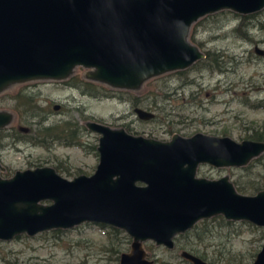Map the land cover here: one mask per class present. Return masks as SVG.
Here are the masks:
<instances>
[{"label": "water", "instance_id": "obj_1", "mask_svg": "<svg viewBox=\"0 0 264 264\" xmlns=\"http://www.w3.org/2000/svg\"><path fill=\"white\" fill-rule=\"evenodd\" d=\"M263 8L264 0H0V93L15 83L63 81L78 66L88 70L89 81L136 91L151 78L204 58L188 40L198 19ZM133 112L139 120L154 118L139 107ZM13 117L0 110V129ZM84 126L98 136V162L90 175L65 179L50 166L0 175L1 241L90 223L130 238V250L119 254L118 264H153L142 243L171 250L176 235L212 216L264 229V189L247 195L227 175L196 176L202 164L245 166L264 153L263 141L199 132L161 141L94 120ZM178 255L190 264H209L184 249ZM248 264H264V241Z\"/></svg>", "mask_w": 264, "mask_h": 264}, {"label": "rangeland", "instance_id": "obj_2", "mask_svg": "<svg viewBox=\"0 0 264 264\" xmlns=\"http://www.w3.org/2000/svg\"><path fill=\"white\" fill-rule=\"evenodd\" d=\"M225 12L209 14L197 22L191 30L193 44L197 43L199 46L195 45L201 51L215 54L216 58L221 55L225 65L234 64L240 73L209 70L203 67V59L184 70L151 78L136 91H126L89 81L85 78L88 70L78 66L63 81L34 80L6 87L0 93V110H10L14 117L4 128L6 138L0 142V175L8 178L17 170L41 166L57 167L58 174L65 179L79 174L90 175L98 156L86 144L97 146L98 136L85 129L87 120L99 121L111 128L122 127L133 135L161 141L169 140L173 134L189 137L197 132L228 136L238 142L247 139L244 136L264 126V108L258 105L264 104V56L255 53V49L264 52V8L255 17L243 21L246 38L239 37L234 31L239 21L231 19ZM74 78L89 86L86 89L75 86ZM227 86L228 91H224ZM23 88L39 105L38 117L29 113L17 114L9 107L8 97ZM151 97L155 98L156 104L149 106L147 101ZM134 99L136 105L132 103ZM54 104L59 105L56 111L52 109ZM134 107L153 112L154 118L137 119ZM40 118V125L44 126L69 119L77 122L85 129L80 137L82 146L54 143L44 147L29 142L17 127L34 129ZM253 171L264 174V158L254 162ZM242 172L237 168H213L202 164L197 167L196 176L216 179L227 175L231 181ZM247 224L250 223L239 226L241 232L238 235L222 237L221 231L219 236L215 234L200 247H205L218 260L217 264L226 263L229 253L244 256L256 253L264 241L259 239L264 235V229ZM107 233V227L89 223L56 236L39 233L27 237L21 234L8 241L0 240V264H118L114 254L109 256L103 247ZM121 239L119 254L130 250V238L129 242ZM142 248L154 264L183 262L178 255L179 249L167 250L150 241L142 243Z\"/></svg>", "mask_w": 264, "mask_h": 264}, {"label": "trees", "instance_id": "obj_3", "mask_svg": "<svg viewBox=\"0 0 264 264\" xmlns=\"http://www.w3.org/2000/svg\"><path fill=\"white\" fill-rule=\"evenodd\" d=\"M207 16V15H206ZM205 17V16H204ZM204 17L198 19L196 22H194L189 30L188 33V40L191 43L193 42V37L191 35L192 28L202 20ZM244 21V20H243ZM242 21V22H243ZM241 23L237 24L234 28V31L237 33L239 37L246 38L247 34L245 29H242ZM197 46H199L197 43H195ZM202 61L198 60L194 64H198ZM203 63L206 64V68L209 70H216L218 67L217 58L216 55L210 54L208 52H205V58ZM192 64V65H194ZM73 84L75 86H80L82 88L86 89V86H89L87 83H84L83 81L79 79H73ZM11 104L10 108L15 113H29L31 116H39V105L33 100L32 96L25 91V89L19 90L16 94L8 97ZM136 99L132 102L133 105H136ZM155 98L151 97L150 101H147V104L154 105ZM42 118H40V121L37 120L36 127L34 129L28 128V131L26 133L21 132L22 136H25V139H27L29 142H32L34 145L49 147L52 144H59L62 146H82V143L80 142V137L83 131L85 129L82 126H79L77 122L73 121L72 119L65 120L64 122L57 123V124H49V125H40ZM33 130V132H32ZM128 132V130H126ZM32 132V135L30 136L29 133ZM129 133V132H128ZM6 134L4 133V128L0 129V142L3 140ZM28 136V137H27ZM27 137V138H26ZM250 140L255 141H263L264 142V126H262L260 129H254L251 134L248 136H244ZM1 145V144H0ZM86 146L96 153V144L94 143H87ZM264 158V153L260 154L258 157L253 158L250 162H248L245 166L237 168L238 170L243 171L241 174H238L235 176L233 180H231V183L233 184L235 190L242 194H255L257 191L264 189V174H261L259 172H252V167L254 162L259 161L260 159ZM54 170L58 173L59 169L57 167H54ZM238 222V221H237ZM236 221H230L225 220L222 216L216 215L212 216L209 219H203L198 221L191 229L185 231L184 233L178 234L173 238L174 246L173 249H179V250H186L189 253L199 257L200 259L206 261L209 264H217V259H214L211 254H209L208 251H206L205 247H200L201 243H204L206 241H210L215 236H219V232L222 231L221 236L222 237H229V236H235L238 235V233L241 232L239 226L243 224L244 222L241 221L237 223ZM85 224V223H84ZM89 224V223H86ZM248 226H251V224H247ZM101 228H104V226H99ZM255 228V227H252ZM256 229V228H255ZM69 231V229H54L50 231L42 232L43 235H52L56 236L57 234L65 233ZM260 231H263L260 229ZM107 236H106V242L104 243L103 247L107 249L109 252V256H113L114 261H118V254L121 249V238H124L126 242H129V237L120 229L116 228H108ZM262 233V232H261ZM17 237V236H15ZM264 239V235H261L259 238ZM256 253H249L247 256H244L243 254H228L226 257L227 261L224 264H248V260L251 257H254ZM180 258V257H179ZM181 261L187 262L180 258Z\"/></svg>", "mask_w": 264, "mask_h": 264}, {"label": "flooded vegetation", "instance_id": "obj_4", "mask_svg": "<svg viewBox=\"0 0 264 264\" xmlns=\"http://www.w3.org/2000/svg\"><path fill=\"white\" fill-rule=\"evenodd\" d=\"M227 12V14H229V15H231V19H233V20H238L239 21V23H241V24H244L242 21L243 20H245V19H247V20H249V19H251V18H253V17H255V14L257 13V12H259V11H257V12H255V13H251V14H247V15H241V14H237V13H234V12H231V11H227V10H222V12ZM261 11V10H260ZM220 12V11H219ZM225 12V13H226ZM211 15V14H210ZM262 51V50H261ZM203 52V51H202ZM203 54H204V58H205V52H203ZM259 56H264V52L262 51V53L259 55ZM204 58H202V60L204 59ZM224 61L222 60V56L221 55H219L218 56V58H217V63H218V67H217V69H216V71H217V73H240V72H238V71H236V69H235V66H234V64L233 65H225V63H223ZM203 67H206V64L205 63H203ZM231 85V84H230ZM229 85V86H230ZM229 86H227V87H225L226 89H224V91H228L227 89H229ZM258 105L260 106V107H262V108H264V104H262V103H258ZM58 110V109H57ZM56 111V110H55ZM95 121V120H94ZM97 122H99V121H97ZM101 123V122H100ZM104 124V123H103ZM85 127V126H84ZM86 129V128H85ZM126 131V130H125ZM127 132V131H126ZM23 133H26V132H23ZM131 134V133H130ZM154 139V138H153ZM248 139V138H247ZM160 247H162V246H160ZM164 248V247H163ZM180 251V250H179ZM153 261V260H152ZM182 264H190L189 262H181ZM153 264H154V261H153ZM161 264H174V263H169V262H165V263H161Z\"/></svg>", "mask_w": 264, "mask_h": 264}, {"label": "bare ground", "instance_id": "obj_5", "mask_svg": "<svg viewBox=\"0 0 264 264\" xmlns=\"http://www.w3.org/2000/svg\"><path fill=\"white\" fill-rule=\"evenodd\" d=\"M124 129V128H123ZM125 130V129H124ZM86 224V223H85ZM186 261V260H185Z\"/></svg>", "mask_w": 264, "mask_h": 264}]
</instances>
